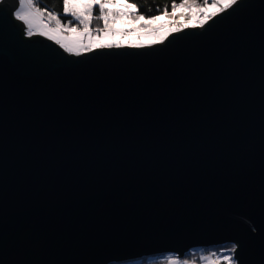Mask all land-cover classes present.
<instances>
[{
	"label": "water",
	"instance_id": "95a60500",
	"mask_svg": "<svg viewBox=\"0 0 264 264\" xmlns=\"http://www.w3.org/2000/svg\"><path fill=\"white\" fill-rule=\"evenodd\" d=\"M0 3V264L237 245L264 264V0L74 55Z\"/></svg>",
	"mask_w": 264,
	"mask_h": 264
},
{
	"label": "snow or ice",
	"instance_id": "6c2138e0",
	"mask_svg": "<svg viewBox=\"0 0 264 264\" xmlns=\"http://www.w3.org/2000/svg\"><path fill=\"white\" fill-rule=\"evenodd\" d=\"M0 3H4V0H0ZM19 3L23 5L24 10L21 11L20 8H16L12 14L14 20L17 22L22 21L27 26L25 28L26 36H31L38 31L40 36H46L48 40L55 41L57 45L68 52L78 53L82 49L91 50L93 48H120L122 45L119 41H105L104 38L127 34L114 27L118 20L125 18H131L137 23L146 21L145 26L148 28L149 35L156 34L161 39L166 38L171 32L180 31L179 27L164 29L163 31L153 29L151 25L159 20L160 16L146 18L135 11L136 5L129 3L118 5L117 0H62L63 13L70 15L67 23H63L55 12H46L45 9L37 7L35 0H19ZM185 3H187V0H185ZM185 3L180 4L179 8L183 9ZM204 3L207 4L208 0H204ZM236 5H238V0H212L208 8L197 9L193 6L191 20L196 21L203 27L209 20L218 17L220 14H225L227 10L233 9ZM113 7L116 8L115 11H113ZM94 9H98L99 15L94 16ZM176 11L177 7L174 4L172 13L175 14ZM164 15H168L167 10H165ZM45 19L47 23H45ZM93 19L102 21L103 27L90 28ZM35 21H39L38 28L34 24ZM183 27L188 28L189 24L185 23ZM152 43H156V41L153 40ZM132 46L143 47L140 44H133ZM237 247V245H233L231 248L222 249V251L234 253ZM202 259L207 261L208 264H220L221 260L226 261L227 264H239L238 261L233 260L231 255L221 257L216 253H212L211 256L202 257ZM170 264H179V261L173 260L170 261ZM185 264H188V262L185 261Z\"/></svg>",
	"mask_w": 264,
	"mask_h": 264
},
{
	"label": "rangeland",
	"instance_id": "374dc122",
	"mask_svg": "<svg viewBox=\"0 0 264 264\" xmlns=\"http://www.w3.org/2000/svg\"><path fill=\"white\" fill-rule=\"evenodd\" d=\"M211 2H208L202 8H208V5H210ZM117 3H118V5H123V4L129 3V2H127L126 0H117ZM193 6L196 7L191 2L186 3L185 7L183 9H181L179 7L177 8V11H179L178 13L175 12V14H172L170 16H167V15L162 16V17L160 16V19L155 21L151 25V27L153 29H160L161 31H163L164 29H172L173 27H179V28L184 29L183 25L185 23H188L189 27L200 26L196 21L191 20V17L188 18V16H187L188 14L193 15V12L191 11ZM16 8H20L21 11L24 10L23 5H21L19 3V0H18V5ZM115 10H116V8L113 7V11H115ZM93 14H94V16L99 15L98 10H95ZM182 21H184V22H182ZM45 23H47L46 19H45ZM34 24L36 25L37 28L39 27V21H35ZM145 25H146V21H139V23H137L135 20H132L131 18H125L123 20H118L115 23L114 27L116 29L124 32V33H127V34L117 35L114 37H107L104 39H105V41H111V40L119 41L122 45L121 47L132 46L133 44H140L143 46H149V45H153V44H156L159 42H163L172 33L171 32L166 38L161 39V37L159 35H156V34L149 35L148 28ZM193 25H195V26H193ZM73 26H75V25L73 24ZM102 27H103V22L100 20H97V19H93L92 24L90 25V28H92V29L102 28ZM81 28H82V26H81ZM34 33H37L39 35L38 31H36ZM44 37H46V36H44ZM153 40H155L156 43H152ZM94 49H97V48H93L91 50H94ZM91 50H84V52H88ZM169 255L170 256H166L164 258V260L167 261V264H170V261H173V260H178L179 264H185V261H187L188 264H208V262L205 261L204 259H202V261L195 259V257H200V256L206 257V255H204L200 252H198L192 258H190V257L179 258L177 254H169ZM225 255H231L233 257V260H234V254H232L230 252H221V254L219 256L223 257Z\"/></svg>",
	"mask_w": 264,
	"mask_h": 264
},
{
	"label": "trees",
	"instance_id": "16d2710c",
	"mask_svg": "<svg viewBox=\"0 0 264 264\" xmlns=\"http://www.w3.org/2000/svg\"><path fill=\"white\" fill-rule=\"evenodd\" d=\"M130 4L136 5V11L140 15H144L146 18L154 17V16H166L164 15L165 10H167L168 15H172V8L175 4L178 8L180 4L185 3V0H126ZM212 0H208V2H211ZM193 3L197 9L202 8L206 4L204 3V0H187V3ZM36 6L42 9H45L47 11L55 12L60 20L63 23H67V20L70 18L69 14L63 13V4L62 0H35ZM186 4V3H185ZM98 10V9H94ZM177 13L179 11H176ZM189 12V11H188ZM188 18L192 15L188 14ZM184 22V21H182ZM75 25V24H74ZM182 28H180L181 30ZM33 36V35H31ZM232 244H225L220 246H210V247H203V248H195L191 249L189 252H187L184 256H178L179 258L182 257H190L192 258L195 256L198 252L206 255L211 256L212 253H216V255H220L222 249L231 248ZM232 253V252H230ZM234 254V253H232ZM166 256H170L169 254H156V255H150V256H142L136 259H128L120 262H112L109 264H167V261L164 260ZM195 259L202 261V256L195 257ZM220 264H227L226 261L221 260Z\"/></svg>",
	"mask_w": 264,
	"mask_h": 264
},
{
	"label": "crops",
	"instance_id": "0c3cea01",
	"mask_svg": "<svg viewBox=\"0 0 264 264\" xmlns=\"http://www.w3.org/2000/svg\"><path fill=\"white\" fill-rule=\"evenodd\" d=\"M69 53L74 54V55H79V54H83V53H85V52H84V50H81V51H79L78 53H77V52H69ZM75 53H76V54H75Z\"/></svg>",
	"mask_w": 264,
	"mask_h": 264
},
{
	"label": "built area",
	"instance_id": "2783aa9c",
	"mask_svg": "<svg viewBox=\"0 0 264 264\" xmlns=\"http://www.w3.org/2000/svg\"><path fill=\"white\" fill-rule=\"evenodd\" d=\"M37 33H34L33 35H36Z\"/></svg>",
	"mask_w": 264,
	"mask_h": 264
}]
</instances>
